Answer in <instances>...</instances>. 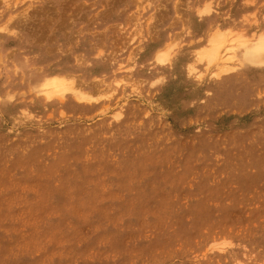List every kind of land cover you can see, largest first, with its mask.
<instances>
[{"label":"rangeland","instance_id":"obj_1","mask_svg":"<svg viewBox=\"0 0 264 264\" xmlns=\"http://www.w3.org/2000/svg\"><path fill=\"white\" fill-rule=\"evenodd\" d=\"M261 41L264 0H0V264H264Z\"/></svg>","mask_w":264,"mask_h":264},{"label":"bare ground","instance_id":"obj_2","mask_svg":"<svg viewBox=\"0 0 264 264\" xmlns=\"http://www.w3.org/2000/svg\"><path fill=\"white\" fill-rule=\"evenodd\" d=\"M210 42L212 43L213 47L208 51L207 54L210 58V62H213V61L217 60L219 57L220 46H222V41L220 38H215ZM262 54L264 55V41H261V43L257 45V47L253 50V52L246 54V57H249V58H251V56L257 57V55L261 56ZM64 80H65V78L58 77V76H54V77L49 78L47 80L46 85H47V88H50V89L46 92L51 93L53 91L63 90L65 88ZM49 93H47V94H49Z\"/></svg>","mask_w":264,"mask_h":264}]
</instances>
